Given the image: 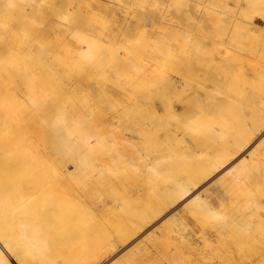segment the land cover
<instances>
[{
    "label": "rangeland",
    "instance_id": "1",
    "mask_svg": "<svg viewBox=\"0 0 264 264\" xmlns=\"http://www.w3.org/2000/svg\"><path fill=\"white\" fill-rule=\"evenodd\" d=\"M123 1L125 0H115V3L120 4ZM195 1L197 0H191L189 6L187 5L188 3L186 4L187 6L182 4V6L184 5L187 7L184 9V6L183 8L181 6L180 8L175 7L176 5H173L171 1H166L167 3H164L162 0H159L151 7L149 6L146 15L151 18L156 17L155 20H157V16L162 10H169L167 15L174 21L173 25L177 26L178 21L176 19L179 16L186 18L187 16L184 17L185 15L183 14L187 15V12L189 13L188 16L192 15L195 21L199 20V17H205V8L207 7L211 14L215 13L212 15L213 17L208 15V17H212L213 20L215 18L214 23L217 24L215 26L213 22V24L211 22L210 24L203 23V26L199 21L195 23L189 20L191 18H187L189 20L188 24L190 29L193 30L194 33L198 34L201 30H205L204 28H206L205 31H208V33L211 30L212 33L210 32L209 34L211 35V42L213 40L212 43H217V40L218 43L222 41L232 49L231 55H233V52L234 54L236 52V56H238V59L236 57L226 58L222 62L223 68L216 72L217 75L211 77L210 80H212V84L215 85L213 88H218L217 90H209L212 94L203 95L200 86L197 89L193 88L195 91L193 95H190L187 88L183 89L182 92H180L181 90L179 88H168V90L166 89L167 92L165 90L164 93L162 90H159L162 89L160 88L162 87V82H160L158 85L159 88H156L158 91L154 90L152 93L153 98L148 97L140 102L135 100V105H132V101L127 100L123 92L130 88L143 87L144 80L139 76H135L137 72H133L131 69L132 67L118 71L114 70L127 52V50L125 52L123 46L119 45H116V48L119 49V56L104 59L102 62L103 67L99 68L100 70L93 67L91 68L90 61L86 58L85 54L78 52L74 54L76 57V67L66 70L60 66V63L67 62L66 60L70 61L69 52H67V50H55L45 55L46 58L43 57L44 68L42 74L33 75L30 78L29 75L23 77L22 79L28 80V84H22L17 87L21 97V102H19V104L23 107L25 117L29 118L30 116L34 117V115H39L38 127L47 130V133H44V135H34L27 129L28 123L24 122L22 118L17 117V124L24 127V129H19V138L25 145L28 147L30 145L32 147V151L38 158L44 155V168L48 171L52 170L61 174V181H56L55 185H59V189L61 190L60 193L63 195L64 199H67V206L76 210L75 214L77 218L87 220L95 229H101L104 223L113 219L115 215L124 213L126 208L133 209V212L127 214L128 217L132 215L134 218H145V222L139 225L138 231L125 240L118 239L116 234L112 231L105 248L97 250L96 255L85 264H177L178 261L176 259H179V264H253L256 261V255L254 256V254H251L250 256L249 253L244 256V253H248V251L244 250L242 251L243 253L239 252L240 255L238 252L231 253V255L224 253V256L223 253H221V233L223 234V236H221L227 241L234 240V233L231 232V227H222L221 223L223 220L228 219L229 216L232 215L235 217L237 214L244 220L245 228L253 226L252 232H254V234L245 237V240L242 242L246 245L249 243V239L254 237L255 248L258 247L259 251L264 250V130L254 138L245 149L246 151L244 150L245 152L242 151L234 160L228 161L222 165L223 168L219 166L220 169L211 170L207 172L208 174L205 173L198 177V180H195L196 182L188 196L189 199L188 197L185 199L183 198L184 200L180 198L179 200L177 199L175 203L174 201L162 199L165 206H162L155 215L148 216L143 212V201L144 199L146 200L145 197L147 196L144 192H146L147 189L148 193L155 185L154 176H168L167 178L172 181L173 177H180V174H182L180 172H183L187 166H192V163L203 164L208 160H210V162L213 161L214 158L219 155L220 148L217 146L216 150L209 146L208 143L210 140L216 137L217 144L220 145L219 141L221 140V145H223V140L226 139L225 137L228 136L231 131L240 128L242 116L247 119L251 111L264 108V94L260 93L258 88H253V86L250 85L251 83H245L244 85L241 83L243 77L249 81L253 80L252 84L261 85V81L264 80V74L258 75V71L264 72V13L261 11L264 0L260 4L261 6H253V8L252 5L247 4V0L246 5L245 0H203L204 2L201 1V9L199 8L200 11H197L198 8L195 10L196 6L192 5ZM236 1L238 2L236 3ZM62 2L65 5L72 4L73 9H77L78 7L77 0H63ZM186 2H188V0H186ZM204 5H206L205 8ZM248 5H250L251 8ZM190 6L194 8L192 7L191 10ZM238 6H240V10L242 8V11L237 10ZM50 8L51 6L49 9ZM256 8L259 10V14L254 10ZM136 9L139 11L140 7ZM208 9L207 14L209 13ZM222 9L224 11H222ZM221 12H224L222 16ZM238 12H240V14H238ZM92 13L93 16L97 17L96 22L98 24H104L109 27L118 25L115 20L101 21L99 18L104 15L97 11H92ZM8 14L9 16L5 12H1L0 21L16 24L15 16L10 13ZM225 14L229 16L227 17ZM216 15H219V17ZM232 16L234 18L236 16L235 19L239 21L244 19L242 21L243 23L235 20ZM244 16L245 18H243ZM247 16L249 18L246 21ZM81 21H86V19H81ZM133 21L129 23L130 28L128 29L130 32L129 38L131 40L138 39L141 36L138 35L141 33L140 29L136 22ZM190 22H192V24ZM245 22H248V25H246ZM250 23L252 25H249ZM199 24H202V26ZM171 25L172 24L169 23L165 26L156 25L153 26V29L149 27L148 30L150 33L148 34L149 37L150 35L151 37L148 41L149 44L151 43L150 46H156V43L161 45L163 41L166 42V44L169 43L170 41L168 40H171L172 37L168 40L157 39V37H159V32H163V28L166 27V32L168 28H171ZM247 26H253V29L249 30ZM169 30L170 29H168V31ZM214 33L215 35L217 34V38ZM50 35L51 37H47L46 34L41 35V32H37L36 34L29 29L25 36L22 37V40L26 41L29 39L30 53L36 56L38 55L36 49L32 51L31 48L38 44L53 42L55 38H53L52 33H50ZM155 39H157L158 42H156ZM178 39V37L172 39L171 44L169 43L171 47L177 46L176 41L177 43L181 42V40L179 39L178 41ZM159 40H161V43ZM3 43H5V39L0 37V46H2ZM105 46L112 47L113 44L106 43ZM130 48H132V46H130L129 49ZM155 48L157 51H161L158 50L161 47ZM19 53H21V51H19ZM144 57L148 60L147 56ZM183 58L185 59V55ZM16 60L23 63L26 59L20 56V58ZM0 61H3L0 65L7 64L3 59ZM173 64L172 62L170 66L166 67L160 64L162 70L158 71L159 73L163 70L166 72L167 75L160 73L162 74V78L166 81L171 78L170 82H173L176 77V75H174L175 65L171 68ZM24 73L26 74L25 71L20 72L21 77L25 75ZM241 74L244 76H241ZM167 76H169L168 79H166ZM35 82L41 85V87H36L34 85ZM191 82L193 86L197 85V80ZM77 83H81L82 88L76 87L75 85ZM238 83L243 86V93L241 92L242 95L240 93L237 98H233V95H230V93L227 98L222 96V93L219 94V92H222L224 86L231 84L236 86ZM262 83L264 84V82ZM32 84L36 87L37 98H41V104L36 107L28 103L24 94L21 93V90L25 87L30 88ZM207 87L210 86L207 85ZM261 88H264V86L262 85ZM198 96H200V100ZM219 98L225 99L220 100ZM162 104L167 106L170 105L179 114L171 118H167L163 114L161 115L160 106ZM81 105L84 106L82 110L78 108ZM143 105H149L150 110H148V112L144 111L142 108ZM151 105H153V107H151ZM154 111L158 113L156 116L152 115ZM115 112L119 114V118L118 121H112L114 125L111 126L109 125V122H111L109 120H111V114ZM228 114L235 115V122L234 128L225 132L224 129L226 125H223L222 118ZM196 119H198L197 122H201L202 124L197 130L199 133L194 135L195 132H192V130L197 128ZM87 120H92L96 124L97 122L100 124V128L98 125L97 126L103 131L102 134L106 138L105 144L107 145L106 147L109 148V152L104 150L94 156L80 154L78 156L76 154L74 155L75 158H71L70 152L64 150V148L75 147L80 149L81 144L78 145L79 142L77 143L79 140L76 138V133H69V131H66L64 122L74 125ZM141 122H147L148 127L151 129L153 128V135H151L152 133L149 135L151 139L149 138L146 140L143 136H138L135 133L130 134L133 128L140 125ZM59 124H61V127L58 130L55 126ZM220 125H222L223 128H221ZM261 125H264V120ZM124 129H127V131ZM155 134L157 135L155 136ZM250 136H252V134L247 133L242 139L245 141V138H250ZM97 141L98 140L93 137L91 144L94 145ZM151 141L154 143H151ZM20 147L21 145H19V150L14 154V156L19 159L21 156ZM12 155V149L8 153L1 149L0 160L7 161ZM157 155L161 156V159H165V161L160 163ZM179 156L180 158H178ZM186 157H190L187 163L184 162ZM81 159L84 160L82 163L87 164V168L92 169V184L99 185L101 189L105 187V194L98 190L95 191L93 202L86 199V191L83 184L76 181V172L80 167H77L74 163L77 160L81 161ZM240 161H246V164L250 165L248 169L252 170L256 168L254 169L255 175L253 179H250V177L244 178L243 181L235 184L232 188L229 187V189L225 186L229 184L234 176L237 174L244 175L245 173L243 170H239L235 173L232 171L234 169L233 167L239 164ZM155 162H157V164L159 163L161 167ZM156 165L159 167L160 172H155ZM16 172L17 174H15V177L17 179L25 177L24 169L21 166L19 169L17 168ZM11 176L12 174L7 169H0V184L14 186V196H11L10 193L4 194V198L0 199V206L9 211L13 209L20 210L24 195L19 192L14 182L16 179ZM54 178L55 177L51 175L50 178L44 180L45 182L42 183V186H49L48 183L50 182L53 184ZM169 182L167 183V180H163L160 183L158 182V184L165 186L169 184ZM233 184L234 183L230 185ZM67 191L70 195H67ZM199 193L201 195V201L206 204V207L208 206L207 208L205 207L204 212L201 213L199 211L201 210L200 207L202 204H188L191 197ZM185 204L190 206H186ZM233 205L239 209V212H235ZM243 207H245V209H243ZM194 211L197 213H194ZM3 214L5 213L1 212L0 216ZM23 217V220H28V217L25 215ZM257 222L261 225H258ZM219 224L218 230L217 225ZM211 225L215 226L214 229L217 230V232H212L210 228ZM4 247L6 248V246ZM4 247L0 245V249L7 254L11 263L17 264L18 262L6 252V249H3ZM150 251L154 254L146 257L145 253H149ZM218 251L220 253L219 257H217ZM209 254L212 258H209ZM215 254L217 256H215ZM226 255H229V260L228 258L226 259ZM176 256L177 258H175ZM221 257H223L225 261L222 260ZM176 261L177 263H175Z\"/></svg>",
    "mask_w": 264,
    "mask_h": 264
},
{
    "label": "bare ground",
    "instance_id": "2",
    "mask_svg": "<svg viewBox=\"0 0 264 264\" xmlns=\"http://www.w3.org/2000/svg\"><path fill=\"white\" fill-rule=\"evenodd\" d=\"M62 1L63 0H0V13L5 12L8 16V13H10L14 15L16 19V24L4 23L0 21V37L5 39V43L0 46V60L3 59L7 63L6 65H0V151L1 149L6 151V153L10 152L11 149L13 151V155L9 157L7 161L0 160V169H7L12 174L11 177L17 180H14L17 189L21 194L24 195L23 204L20 210L13 209L12 211H9L6 208H2L0 206V213H5L0 216V245L2 247L6 246V248L4 247L3 249L7 250L5 251L10 254V256H12V258L16 262H18L17 264H85L86 262L91 260L93 256L96 255L97 250L105 248L112 231L116 234L118 239L125 240L129 236L135 234L140 227L139 225L145 222V218L142 217L134 218L132 215H130L131 217H128L127 214L133 212V209L130 208H126L124 210V213L120 215L117 214L113 219L108 220L106 223H104L101 229H95L94 226L87 220L77 218L75 214L76 210L67 206V199H64L63 195L60 193L61 190L59 189V185H55L56 181H61V174L52 170L48 171L46 168H44V155L38 158L32 151V147L30 145L28 147L24 142L20 140L19 129H24V127L17 124V117L22 118L24 122L28 123L27 129L34 135L39 136L47 133V130L45 128L41 129L38 127L39 115H34V117L30 116L29 118L25 117L23 107L19 104V102H21V97L17 90V87L19 85L28 84V80L22 79L23 77L29 75L30 78L33 75L36 76L37 74H42L44 68L43 57L46 58L45 55L52 53L55 50H67V52H69L70 61L66 60L67 62H62L60 63V66L68 70L74 69L77 65L75 64L76 57L74 56V54L76 52L84 53L86 58L90 61V67L100 70L99 68L103 67L102 62L104 59H107L108 57L113 58L119 56V49L116 48V45L123 46L125 48V52L127 50L126 55L121 58V62L115 67L114 70L118 71L132 67L131 69L133 70V72H137V75L135 76H139L144 80L143 87L141 86V88H130L127 91L123 92L127 100L132 101V105H135V100L137 102H140L141 100L148 97L153 98L152 93L154 90L158 91V89L156 88H159L158 85L160 84V82H162V87H160L162 89L159 90H162L164 93L166 89L168 90V88H179L181 90L180 92H182L183 89L187 88L190 95H193V92H195L193 88L197 89L200 86L201 90L203 91V95L205 94L206 96V94H212L211 92H209V90H217L218 88H213V86L215 85L212 84L213 82L210 79L212 76L217 75V71L223 68L222 62L228 57H236L238 59V56H236V52L235 54L233 52V55H231L232 49H230V46L228 47L226 43L222 41L218 43V40V44L212 43L213 40L211 42V35L209 34L211 30L208 33V31H205L206 28H204L205 30H201V32L196 34L193 30L190 29V26L188 24L189 20L195 23L199 21V23L202 24H210V22L214 23L215 18L213 20L212 15L215 13L211 14L208 7L205 8L206 5H204L206 11L203 10L206 12L205 17L200 18L198 16L199 20L195 21L194 17L191 15L193 17L192 20V17L188 16L189 13L187 12V15L183 14L185 15L184 17L187 16L186 18H183L181 16H179L177 19L175 18L178 21V25L176 26L173 25L174 21L167 15L169 10H162V12L157 16V20H155L156 17L151 18L146 15V11L149 6L151 7L159 0H125L120 4L115 3V0H77V9H73L72 4L65 5ZM162 1L164 3L171 1L173 5H176L175 7L180 8L181 6L183 8L184 5L182 6V4L186 5L188 3L187 5L189 6V2L191 0H188V2H186V0H184L185 2L183 0ZM201 1L203 0H197L195 1V3H192L193 6H196L195 10L196 8H198L197 11H200L202 5ZM247 1V4L252 5L253 8V6H261L260 4L263 0ZM237 2L238 1H236V3ZM50 6L51 8L49 9ZM186 6H184V9L187 8ZM137 7H140L139 11H137ZM239 8L240 6H238L237 10L242 11V8L241 10ZM207 9L209 12L208 14ZM254 10H256L258 14L260 13L257 8ZM92 11H97L100 14L104 15L99 18L101 21L115 20L118 25L115 27H109L104 24H98L96 22L97 17L92 15ZM222 11L224 10L222 9ZM261 11L264 13V4H262ZM223 13L224 12H221V16L223 15ZM201 14L199 15L203 16ZM238 14H240V12H238ZM208 15L212 17H208ZM226 16L228 17L229 15L227 14ZM188 17L191 19L188 20ZM217 17H219V15ZM80 18L86 19V21H81ZM243 18H245V16ZM248 18L249 17L247 16L246 21L248 20ZM132 21L136 22L141 32L140 34H138L139 36L141 35L140 38L135 40H131L129 38V23H131ZM192 22L190 23L192 24ZM248 22H245L246 25H248ZM168 23L172 24L170 26L172 29L168 28L170 30L168 31L167 29V31L165 32L166 27L163 28V32L158 33L159 37L156 36L157 39L160 38L161 40H168L171 39V37L172 39H176L178 37L181 42L177 43L176 41L177 46L171 47L170 44L172 39L168 40L170 41V44H166V42L164 41L161 43V40H159L161 45H158L156 43V46H150L151 43L149 44L148 41L151 37V35L149 37L148 34L150 33V31L148 30L149 27H152L153 29V26H165L168 25ZM202 24L199 25L202 26ZM215 25L217 24L214 23V26ZM249 25L252 24L250 23ZM247 28L250 30L253 29V26H247ZM29 29H31L36 34L37 32H41V35L46 34L47 37H51L50 33H52L53 38H55L53 42L38 44L34 46L35 48H31L32 51L36 49L38 54L36 55L37 57L31 55L30 53L31 51L29 50V39L26 41L22 40V37L25 36ZM157 39H155L156 42H158ZM106 43H112L113 46L107 47L105 46ZM130 46H132V48L129 49ZM155 47H161L160 49L157 48L161 51H157ZM19 51H21V53H19ZM184 55L185 59L183 58ZM20 56L25 57L26 59L23 63L16 60L19 59ZM144 56H147L148 60ZM2 62L3 61H0V63ZM172 62L174 64L171 65V68L174 65L176 67H174L175 74H172L176 75V77L173 82H170L171 78L168 79L169 76H167L166 79L168 80L166 81L162 78V74H160L164 73V75H167L166 72H164L163 70L159 73L158 70H162L160 68L161 65H164L165 67L170 66V63ZM21 71L26 72V74L24 73L25 75L22 77L20 75ZM262 74H264V72L258 71V75ZM241 76L244 75L241 74ZM194 80H197L196 86L192 85L191 81ZM252 81L253 80H247L245 77L241 79L242 85H244L245 83H251L250 85H252L253 88H258L259 92L264 94V88H261L262 85L264 86V84L262 83L264 82V80L261 81V85L254 83L252 84ZM234 84L224 86L222 92H219V94L222 93V96H225L227 98L229 97L228 95L230 93V95H233V98H237L238 95L242 92L243 86L240 85V83H238L236 86H234ZM34 85L36 87H41V85H38L37 82H35ZM34 85L32 84L30 88L25 87L23 90H21V93L24 94V97L26 98L28 103L36 107L41 104V98H37V90L35 89L36 87ZM207 85H209L210 87H207ZM75 86L78 88H82L81 83H77ZM198 99L200 100V96H198ZM224 99L225 98H222L220 100ZM149 107V105L142 106L143 110L147 112L148 110H150ZM151 107H153V105H151ZM78 108L82 110L84 106L81 105ZM114 109L116 110L115 107ZM263 110L264 108L251 111L247 119L242 116L243 118L240 121V128L236 129L235 131H231L230 134L225 137L226 139L223 140V145H221V140L219 141L220 145L217 144L216 137L210 140V142L208 143L209 146L215 148L216 150L217 146H219L220 148V151L218 153L219 155H217L213 161L210 162V160H208L203 164L192 163V166H187L183 172H180L182 173L180 174V177H173L172 181L167 178L168 176H154L155 185L150 189V191L148 192L149 194L147 193V189L146 192H144L147 194V196L145 197L146 200L144 199L143 201V212L148 216L155 215L162 208V206H165V204L162 202V199H165L167 201H174L175 203L177 199L179 200L180 198H187L190 195L194 183L198 180V177L207 172H210L211 170H218L217 168H219V166L221 167L228 161L234 160L239 154H241L242 151H244L248 147V145L254 140V138L257 135L261 134V132L264 130V125H261L262 121L264 120ZM160 113L167 118L176 117L179 114L173 107L164 104L160 106ZM157 114L158 113L156 111L152 113L153 116H156ZM111 115V120H109L111 122H109V125L113 126L114 123H112V121H118L119 114L115 112ZM197 120L198 119L195 120L197 128L195 130H192V132H195L194 135H197L199 133L197 130L202 124L201 122H197ZM222 120L223 125H226V128L224 129L225 132H228L232 130V128H234V114H228L227 116L222 118ZM97 125L99 126L100 124L98 122L96 124L92 120H87L74 125H70L69 123L67 124L66 122H64L66 131H69V133H76V138H78L79 140L77 141V143L79 142L78 145L81 144V148L79 147L80 149L75 147L66 149L64 148V150L70 152L71 158H75L74 155L76 154L78 156L79 154L94 156L104 150L109 152V148L106 147L107 145L105 144L106 138L102 134L103 131H101V129H99L100 126L98 128ZM220 126L221 128H223L222 125ZM60 127L61 124L55 126V128L58 130L60 129ZM152 129L148 127L147 122H141L140 125H137L135 128H133L130 134L135 133L136 135L143 136L144 139L148 140L150 138V133H152L151 135H153ZM125 131H127V129ZM247 133L252 134V136H250V138H245L246 140L244 141L242 137H244ZM156 135L157 134H155V136ZM93 137L98 140L94 143V145L91 144V140ZM151 143L154 142L151 141ZM19 145H21L20 159L14 156V154L19 150ZM157 158H159L160 163L162 161H165V159H161V156H158ZM178 158H180V156ZM189 159L190 157H186V160H184V162L187 163ZM83 161L84 160L81 159V161L77 160L74 163L77 167H80L76 172V181L83 184L86 191V199L93 202L95 191L98 190L105 194V187L101 189L99 188V185L92 184V169L87 168V164L82 163ZM155 163L157 164V162ZM245 164L246 161H240L239 164L233 167L234 169L232 168V171L234 173L239 170H243L245 173L244 175L234 174L236 176H234V178L225 187L232 188L235 184L243 181L244 178L250 177V179H253L255 175L254 169L256 168L252 170L248 169V167L250 166L248 164H246V167L244 168ZM157 165L161 167L159 163ZM157 165L155 167V172H160ZM20 166L24 169L25 177L17 179L15 177V174H17V168L19 169ZM50 174L55 177L53 184L52 182H50L48 183L49 186H42V183L45 182L44 180L51 177ZM163 180H167V183L169 181L170 182L165 186L159 185L158 182L160 183ZM232 183L234 184L230 185ZM7 193H10L11 196H14V186L9 184H0V199H3V195ZM66 193L67 195H70L68 191ZM199 195L200 193L193 195L190 202H188V200L187 202L188 204L190 203L192 205L202 204L200 207L201 210L199 211L201 213L204 212L206 204L201 201V195ZM188 204L185 205L187 206ZM233 207L235 209V212H239V209H237L236 206L233 205ZM243 209H245V207H243ZM194 213L197 212L194 211ZM24 215L28 217V220H23ZM258 225L261 224L258 223ZM219 226L220 224L217 225L218 230ZM221 226H229V228L231 227V232L234 233L233 241H227L222 237V233V236L220 235V240H222L221 253H223V256L227 253L229 255L234 252L243 253L242 251L245 250L248 251V253H244V256L245 254L247 255L249 253L250 256L251 254H254V256L256 255V261L253 264H264V250L259 251L258 247L255 248L254 237L250 238L249 243L246 245L242 242L245 240V237H249L254 234V232H252L253 226L245 228L244 220L238 214L235 217L231 215L228 217V219L223 220ZM214 227L215 226L212 225L210 227L213 233L217 232ZM150 252L145 253L146 257L154 254ZM219 254L220 253L218 251V256L216 254L215 256L219 257ZM229 255H226L227 257L225 256L226 259ZM177 256L175 258H177ZM209 258H212L210 257V254ZM221 258L222 260H224L223 257ZM176 260L178 261V263L177 261L175 263L179 264V259ZM0 264H12L7 254L1 249Z\"/></svg>",
    "mask_w": 264,
    "mask_h": 264
}]
</instances>
